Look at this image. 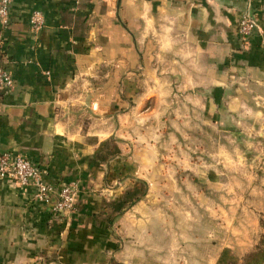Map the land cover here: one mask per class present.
Instances as JSON below:
<instances>
[{
  "label": "crops",
  "instance_id": "obj_1",
  "mask_svg": "<svg viewBox=\"0 0 264 264\" xmlns=\"http://www.w3.org/2000/svg\"><path fill=\"white\" fill-rule=\"evenodd\" d=\"M245 12L256 27L243 45ZM0 63L14 81L0 96V152L34 162L55 191L42 202L0 180V264H186L170 249L187 200L178 166L156 163L162 150L185 156V127L217 125L248 94L264 101V0H12ZM66 184L76 207L57 214Z\"/></svg>",
  "mask_w": 264,
  "mask_h": 264
},
{
  "label": "rangeland",
  "instance_id": "obj_2",
  "mask_svg": "<svg viewBox=\"0 0 264 264\" xmlns=\"http://www.w3.org/2000/svg\"><path fill=\"white\" fill-rule=\"evenodd\" d=\"M247 96V108L225 109L217 125L185 127L191 138L176 142L185 156L169 159L162 150L156 163L178 166L177 196L187 199L177 207V245L170 246L177 263L217 257L216 264H255L257 252L264 259V101ZM155 176L161 182L172 177Z\"/></svg>",
  "mask_w": 264,
  "mask_h": 264
},
{
  "label": "built area",
  "instance_id": "obj_3",
  "mask_svg": "<svg viewBox=\"0 0 264 264\" xmlns=\"http://www.w3.org/2000/svg\"><path fill=\"white\" fill-rule=\"evenodd\" d=\"M12 0H0V24L7 25ZM33 33L44 27L43 15L35 11L29 19ZM256 27V21L249 13H243L238 22L237 34L240 42L247 44ZM13 77L0 63V96L13 86ZM0 180L19 187H32L37 201H48L55 194L52 186L42 180V172L37 165L24 156L11 152H0ZM78 188L75 184L63 185L56 193L54 212L57 214L71 213L75 210Z\"/></svg>",
  "mask_w": 264,
  "mask_h": 264
},
{
  "label": "trees",
  "instance_id": "obj_4",
  "mask_svg": "<svg viewBox=\"0 0 264 264\" xmlns=\"http://www.w3.org/2000/svg\"><path fill=\"white\" fill-rule=\"evenodd\" d=\"M257 254H259L258 252L257 253H254L253 254V257L251 258V259H254V257L256 258V260L254 261V263L255 264H259V263H262V262H264V259L261 257H259V255H257Z\"/></svg>",
  "mask_w": 264,
  "mask_h": 264
}]
</instances>
